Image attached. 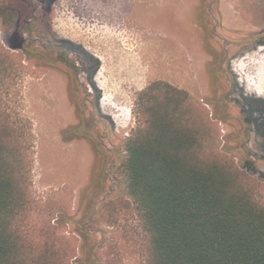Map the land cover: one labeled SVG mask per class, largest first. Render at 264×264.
<instances>
[{"label": "rangeland", "instance_id": "rangeland-1", "mask_svg": "<svg viewBox=\"0 0 264 264\" xmlns=\"http://www.w3.org/2000/svg\"><path fill=\"white\" fill-rule=\"evenodd\" d=\"M51 6V29L70 42L65 51L77 67L49 66L32 47L19 59L11 91L1 89L15 120L33 123L25 222L33 241H58L68 253L61 238L69 239L71 262L148 264L149 236L122 163L125 141L140 125L139 95L156 81L189 94L208 145L235 162L264 206V0ZM12 34L0 29V42L8 46ZM80 49L99 61L95 71Z\"/></svg>", "mask_w": 264, "mask_h": 264}, {"label": "trees", "instance_id": "trees-1", "mask_svg": "<svg viewBox=\"0 0 264 264\" xmlns=\"http://www.w3.org/2000/svg\"><path fill=\"white\" fill-rule=\"evenodd\" d=\"M51 12V0H0V29L13 32L8 46L0 42V264L86 263L71 262L69 239L61 238L70 242L65 253L58 241L35 242L27 233L33 123L15 120L1 90L11 91L19 59L32 47L49 66L77 67L65 49L70 42L51 29ZM79 51L95 71L99 61ZM188 101L169 83L150 84L138 98L140 125L125 141L122 169L149 236L147 262L264 264V206L235 162L213 152Z\"/></svg>", "mask_w": 264, "mask_h": 264}]
</instances>
